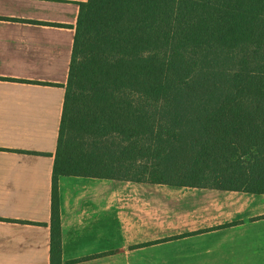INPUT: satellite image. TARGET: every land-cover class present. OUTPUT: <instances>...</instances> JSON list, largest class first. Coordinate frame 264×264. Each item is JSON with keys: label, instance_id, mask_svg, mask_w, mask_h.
Wrapping results in <instances>:
<instances>
[{"label": "trees", "instance_id": "1", "mask_svg": "<svg viewBox=\"0 0 264 264\" xmlns=\"http://www.w3.org/2000/svg\"><path fill=\"white\" fill-rule=\"evenodd\" d=\"M64 87L51 264L61 177L264 194V0H88Z\"/></svg>", "mask_w": 264, "mask_h": 264}, {"label": "crops", "instance_id": "2", "mask_svg": "<svg viewBox=\"0 0 264 264\" xmlns=\"http://www.w3.org/2000/svg\"><path fill=\"white\" fill-rule=\"evenodd\" d=\"M86 2L0 0V264H51L64 86ZM59 191L63 264H264V195L85 177H61Z\"/></svg>", "mask_w": 264, "mask_h": 264}, {"label": "rangeland", "instance_id": "3", "mask_svg": "<svg viewBox=\"0 0 264 264\" xmlns=\"http://www.w3.org/2000/svg\"><path fill=\"white\" fill-rule=\"evenodd\" d=\"M235 56H236V61H234V64H233V66H234V68H236V67H238V68H241V65L243 64V61H244V56H243V54L241 53V51L239 50L236 54H234ZM83 142L84 143H88V145H87V148L89 149V150H92L93 148H94V145H95V140H94V138H84V140H83ZM109 145V143H107V142H102L101 144H100V147L102 148V149H105L107 146ZM140 174V173H139ZM139 174H137V173H134V171L133 172H131L130 173V176L131 177H133V178H137V177H139L140 175ZM178 181V180H177ZM211 184H213V183H211ZM173 186H176V185H173ZM213 189V188H212ZM218 190H223V189H218ZM224 191H235V190H225L224 189ZM238 192H247V191H238ZM248 193H251V192H248ZM254 194V193H253ZM260 195H264V194H260Z\"/></svg>", "mask_w": 264, "mask_h": 264}]
</instances>
